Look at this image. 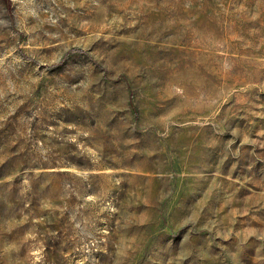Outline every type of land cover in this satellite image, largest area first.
I'll use <instances>...</instances> for the list:
<instances>
[{
  "label": "rangeland",
  "instance_id": "rangeland-1",
  "mask_svg": "<svg viewBox=\"0 0 264 264\" xmlns=\"http://www.w3.org/2000/svg\"><path fill=\"white\" fill-rule=\"evenodd\" d=\"M0 264H264V0H0Z\"/></svg>",
  "mask_w": 264,
  "mask_h": 264
}]
</instances>
